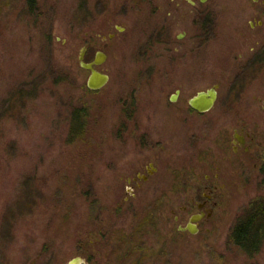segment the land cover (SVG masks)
<instances>
[{"label":"rangeland","instance_id":"rangeland-1","mask_svg":"<svg viewBox=\"0 0 264 264\" xmlns=\"http://www.w3.org/2000/svg\"><path fill=\"white\" fill-rule=\"evenodd\" d=\"M118 1L0 0V264H264V243L249 255L232 240L264 203V72L228 100L249 66L248 21L212 0L219 19L201 44L193 10L140 18ZM89 43L88 59L107 55L96 91L79 65ZM219 80L216 107L188 113ZM234 130L249 153L232 151ZM147 159L157 173L125 202L123 178ZM206 186L214 212L184 232Z\"/></svg>","mask_w":264,"mask_h":264},{"label":"flooded vegetation","instance_id":"flooded-vegetation-1","mask_svg":"<svg viewBox=\"0 0 264 264\" xmlns=\"http://www.w3.org/2000/svg\"><path fill=\"white\" fill-rule=\"evenodd\" d=\"M110 2V0H107ZM212 0H120L118 3L122 4L126 7L127 12L124 13L125 16L129 14H134L136 17L145 18L148 15L149 7L151 11V16L156 17L157 19H174L175 14L179 15V19L189 18L188 16H192V10L194 19L201 22V29L195 35V38H200L201 44H207L212 37L214 36V25L218 17V12L209 7L210 2ZM226 0H219L218 3H222ZM163 5H167V10L163 8ZM218 5V4H217ZM157 6V7H155ZM129 11V12H128ZM232 11L236 13V15L241 20H246L248 23L245 25L244 23L240 25L242 27L241 33L245 35L247 33L248 41L250 42V54L251 58L249 59L248 65L243 67L242 72L237 73V76L233 78L232 83L230 84L228 100L229 104H234L237 100L242 96L244 89L254 83L255 81H259L261 78V74L264 72V0H233L232 3ZM113 17V16H112ZM117 30L120 32L119 26H115ZM114 34H111L110 37H113ZM178 38H181L178 36ZM90 43L87 44L83 49L85 51L84 59L86 62H93L96 58V54L92 59L87 58V54L89 52ZM80 65V63H79ZM101 66V65H100ZM97 66V69L99 70ZM228 66V65H227ZM81 67V66H80ZM100 71V70H99ZM89 72V71H88ZM90 73V72H89ZM264 74V73H263ZM110 77V76H109ZM222 80H219L217 83L213 84L210 88L201 91H207L209 89L214 88L217 91V98L214 106L207 112H199L195 110L191 105V99L194 96L190 97L187 100L188 103V113L195 114L197 116H202L210 111H212L219 102L220 98V88L222 85ZM180 93V90H176L175 94L171 97V102H176L177 94ZM250 134L244 133L243 131L239 133L238 130H234L233 139H232V151L235 154L243 151L244 153H249L251 147L249 146ZM144 138V136H143ZM139 145L142 148L150 147V144L147 141H141ZM148 145V146H147ZM223 149V148H222ZM150 160V159H149ZM148 159L143 162V164L138 167V169L132 168L129 173H127V177L123 178L126 183V194L125 202H130L131 199L137 196L138 191L143 188L145 183H148L154 175L157 173L158 168L154 162L149 161ZM208 177V176H207ZM214 188L206 186L204 187V196L205 198L197 203L198 212L191 215L188 223L186 225H180V229L184 232H189L187 229V225L190 223L191 218L194 215H198L199 219L192 223L194 225V229L196 230L195 234L200 233L202 229V222L205 218L210 217L214 209L210 206V202L212 200V191ZM187 207L183 208V211H186ZM177 221L179 220V216H176Z\"/></svg>","mask_w":264,"mask_h":264},{"label":"water","instance_id":"water-1","mask_svg":"<svg viewBox=\"0 0 264 264\" xmlns=\"http://www.w3.org/2000/svg\"><path fill=\"white\" fill-rule=\"evenodd\" d=\"M85 51L84 49L81 50L79 55V63L82 69L89 71V77L87 80V87L90 90L96 91L103 88L108 82H109V75L106 73H103L97 69V66L102 65L106 59L107 55L102 52H98L96 54V58L93 62H86L84 59ZM217 98V91L212 88L207 91H201L197 93L192 99H191V105L192 107L199 111V112H207L215 104ZM199 219L198 215H194L191 218L190 223L187 225V229L195 234L196 230L194 229V225H192L193 222L197 221ZM183 229V228H181ZM84 261L80 257H76L72 259L68 264H83Z\"/></svg>","mask_w":264,"mask_h":264},{"label":"trees","instance_id":"trees-1","mask_svg":"<svg viewBox=\"0 0 264 264\" xmlns=\"http://www.w3.org/2000/svg\"><path fill=\"white\" fill-rule=\"evenodd\" d=\"M81 112H74V121L79 122ZM80 125V124H79ZM232 240L245 253L252 255L264 243V203H254L248 213L235 226Z\"/></svg>","mask_w":264,"mask_h":264},{"label":"bare ground","instance_id":"bare-ground-1","mask_svg":"<svg viewBox=\"0 0 264 264\" xmlns=\"http://www.w3.org/2000/svg\"><path fill=\"white\" fill-rule=\"evenodd\" d=\"M102 89V88H101Z\"/></svg>","mask_w":264,"mask_h":264}]
</instances>
